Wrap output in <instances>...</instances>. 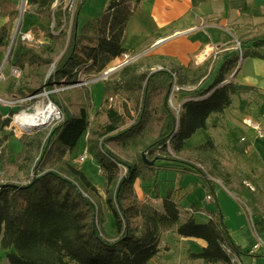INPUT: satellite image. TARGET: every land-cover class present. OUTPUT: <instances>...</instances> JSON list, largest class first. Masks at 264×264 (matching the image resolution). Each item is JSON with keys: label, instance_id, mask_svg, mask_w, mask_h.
<instances>
[{"label": "trees", "instance_id": "16d2710c", "mask_svg": "<svg viewBox=\"0 0 264 264\" xmlns=\"http://www.w3.org/2000/svg\"><path fill=\"white\" fill-rule=\"evenodd\" d=\"M85 1L78 4L69 25L70 11L59 3L53 8L55 0H27L33 8L28 18L33 17L29 28L34 39L24 42L19 33L7 57L10 68L25 70L10 88L34 99L46 92L63 114L49 131L22 134L11 161L6 160V147L0 149V168L6 165L9 170L0 175V250L9 264H149L165 246L160 237L169 232L205 242L190 254L200 264H241L243 256L263 258L264 253L232 239L217 205L205 210V222H197L192 212L184 210L177 189L165 184L162 191L158 180L161 170L194 174L215 197L212 176L200 161L216 151L213 139L191 147L189 153L198 157L186 152L184 142L198 129H207L208 120L230 106L232 95L252 90L227 78L238 52L220 55L215 69L208 59L196 67L152 72L150 57L143 56L104 79L102 98L90 118L89 88L71 85L80 71L99 74L123 52H130L123 47L124 32L138 0H107L99 16L79 24L77 15ZM17 14L14 0H0V16L5 18L0 25V59ZM42 35L48 40L37 43ZM236 42L244 57L264 58V22L238 35ZM52 65L53 73H48ZM143 66L147 70L142 71ZM208 69L209 74L215 70L213 80L200 87ZM173 73L180 86L198 85L178 113L167 101ZM112 96L130 101L131 109L138 112L134 122L128 124V115L112 103ZM8 122V118L1 121L0 128ZM84 135L88 154L104 177L103 202L114 218L113 234L103 228L102 196L82 165L73 161L72 152ZM137 183L143 184V197ZM239 192L254 199L248 187Z\"/></svg>", "mask_w": 264, "mask_h": 264}, {"label": "crops", "instance_id": "0c3cea01", "mask_svg": "<svg viewBox=\"0 0 264 264\" xmlns=\"http://www.w3.org/2000/svg\"><path fill=\"white\" fill-rule=\"evenodd\" d=\"M136 1L131 0V3ZM4 21L5 18L0 16V25ZM130 21L133 24L132 30L140 37L136 42V50L141 48L142 53L148 52L147 56L150 57V60H157L155 66L161 65L158 64L160 63L158 61L165 59V61L170 60L175 64V66L171 65L173 69L178 66L196 67L209 59L215 69L222 59L220 55L225 52H237L238 35L247 32L248 28L264 22V0H138L136 9L126 24L124 39ZM123 47L126 48L124 45ZM126 49L135 53L134 47ZM115 60L114 64L119 62L120 56ZM248 60L256 65L253 74L242 72ZM164 63L165 66L170 67L168 63ZM214 71L209 74L208 69V73L198 82V85L200 87L209 85L213 80ZM227 78L252 87V90L248 92L232 95V100L235 95L242 94L245 102V115L239 122L243 124L244 118H250L253 122L258 123L264 131V111H260V108L264 106V62L258 58H248V56L242 55L240 60L237 59L236 66ZM198 85L181 86V93L177 95L176 104L181 105L183 101L192 97L191 90ZM232 100L230 106L224 109L221 115H214L208 120V128L219 126L217 125L219 120H225L226 144L235 151L236 147L230 138L231 129L227 122L230 117L236 116L237 112ZM252 130L247 131V135L241 136L240 141L245 143L243 152L249 153L251 157L254 156L264 175V138H259L257 132ZM172 172L174 171L168 170L167 176L170 177L168 174L173 176ZM174 173L176 175L184 174ZM165 179L168 178L165 177ZM176 196L180 201L185 198V195L176 194ZM183 202L185 201H181L184 210L190 213L187 203ZM225 222L232 239L237 244L251 251L264 253V246L257 248L254 246L255 235H260L264 239V218L257 215L254 226L249 223L248 219L249 227L240 229L235 235L234 230H231L228 224L230 222L228 220ZM160 244L166 247L164 246L157 255L152 257L149 264H200L198 259L192 260L190 254L198 252L205 242L201 239L181 238L174 232H169L160 237ZM3 256L0 264H9L5 254ZM263 258L256 261L264 264Z\"/></svg>", "mask_w": 264, "mask_h": 264}, {"label": "rangeland", "instance_id": "374dc122", "mask_svg": "<svg viewBox=\"0 0 264 264\" xmlns=\"http://www.w3.org/2000/svg\"><path fill=\"white\" fill-rule=\"evenodd\" d=\"M14 1L18 5V14L13 21V28L10 35V40L11 37L13 36L15 22L19 16V13L21 16V20L11 47L16 42V38L18 37L20 31L22 32L30 31L29 22L30 20L33 19L32 16H30V19L28 18V12L33 9L31 6L26 4L21 14L20 0H14ZM80 2L81 0L79 1V3ZM58 3L61 4V6L64 8V6L67 4V0H58V2L54 3L52 7L55 8V6L58 5ZM106 5H107V0L85 1L83 4L80 5L79 8V12L77 15L78 23L81 24L86 18L99 16L106 8ZM77 7L78 5L76 6L75 9L67 8L70 11L69 25H71L72 20L75 19V12ZM63 19L64 22H66L65 18ZM40 23L49 24L51 27H53L54 25V22L53 21L51 22V20L50 21L41 20ZM132 28H133V24H131L130 21L129 26H127L128 29L127 35L125 39H123V45L126 48L134 47L133 50L135 53L141 52V48L137 50L135 48L136 42H138L140 37L132 30ZM32 39H34V36ZM31 40H22V41L32 43L30 42ZM47 40L48 39L42 35L37 39V43H42ZM7 50L8 47L5 50L4 54L2 55L3 58L0 59V69L2 74V80L0 81V96L7 101L5 103H0V124L1 121H3L6 118L9 119V117H11L15 112L27 108H29V111L32 112L35 107L37 106L41 107L42 105H45L48 101H50L46 92H42L37 99H34L32 98V96H23V94H19L10 88L12 83L14 82L13 80H17L19 78L20 80L22 79L25 70L23 69L21 75L19 76H14V74H12L11 68L6 62L7 59L3 63ZM147 53L148 52L142 53L136 60L131 61L127 64L139 62L143 56H147ZM248 58L251 57L248 56ZM253 58L261 59L262 62H264V58H260V57H253ZM121 60L122 59H120V61ZM162 60L163 61H158L160 62L158 64L161 65H156V66L154 64L155 62H157V60L154 59L150 61L148 60L152 65V67L149 68V71L152 72L167 67L165 66L164 62L170 65V67L168 68H171V65L175 66V64L172 63L170 60H166V61L165 59ZM115 62L116 60L112 63V66L115 65L114 64ZM53 69L54 66L52 65L48 73H53ZM118 69L112 71V73L108 75V77H111ZM141 70L145 71L147 69L145 68V66H143ZM255 70H256V65L254 64V62L248 60L245 66L243 67L242 72L245 74H253ZM99 75H101V73L99 74H94L91 72L83 73V71H80V74L76 79V82L72 83L71 85L73 87L84 86L89 88V93L91 96V104H92V106L89 108L90 118H92L93 112L95 108L99 105L100 100L102 98L104 78L95 80L96 77H98ZM78 83H82V84H78ZM56 89H54V91H56ZM180 93L181 90L175 93L176 99H177V95ZM175 96L173 97V99L176 101ZM232 102L234 108L237 109V112H236V116L230 117V120L227 122L229 124L228 126L231 129L230 138L233 142V145L236 147L235 151L232 150L233 148L231 149L230 145L226 144L227 142L226 137H224L225 136L224 130L226 127L225 120L222 121L219 120V123H217V125L219 126H212L207 129H198L184 142V149L189 155H191L192 152L189 153L191 146L203 144L210 138L213 139L216 151H210L209 157L205 156L204 158H200L201 159L200 161L204 166V168L206 169V171L210 172L212 176V182L215 184V192H214L215 197H213L212 195L213 198L211 199V201H207L205 199L206 195L210 193L207 192V187L205 185L204 180H202L201 178H199L194 174L192 175V174L179 173L176 175L174 172H178V171H174L172 172V174L174 175L172 176L171 174H168L170 176L168 177L167 171L161 170L159 173L158 180L161 183L160 186L162 191L165 188V184H166L174 187V190L175 188L179 190L176 193L177 195H183V196L185 195V198L181 201H185L187 203L190 212H192L193 214L194 220H196L197 222H205L208 218L205 210L214 209L216 208L217 205L224 216V220L225 221L228 220V222H230L228 224L230 226V229L234 230L233 232L235 235L238 231H240V229L249 227L248 216H247V213L249 211L253 215L255 221L257 219V215L264 218V175L260 170L258 161L257 160L255 161L254 156L251 157L249 153L243 152V147L245 146V143L240 141V137L247 135V131L251 130L248 126H245L241 122H239V120H241V118L245 115V111H244L245 102H244V98L242 97V94L235 95ZM112 103H114L122 113L128 115L126 116L128 124L134 122L138 112L137 110L134 111L131 109L130 101H128L125 97L112 96ZM173 111L175 112L174 109ZM260 111L261 112L264 111V106L260 108ZM42 128H46L44 129L45 131L50 130L49 126ZM85 137L86 136L84 135L79 139L78 149L72 152V155H74L73 161H76L82 165V169L84 173L89 178V180L96 186L99 194L102 196L100 209L102 210L105 218V223H103V228L105 229L106 232L112 234L115 231V223H114L113 215L109 212V210L106 208L105 203L103 202L104 177L100 172L99 166L89 154L84 162H80L77 159V154L79 153V151L84 147H86L87 149V146L85 144ZM0 140L3 141V144H1L2 146L0 145V149L6 147V152H7L6 160L11 161L13 159L14 153L18 151V148L20 147V142L18 138L13 135V132L10 131L8 125L4 126L3 128H0ZM191 156L198 157L197 154ZM214 165H216V167H214ZM7 173H9V170L6 165L4 166V170L0 168V175L2 174L7 175ZM1 177H3V175ZM165 177H167L168 179H165ZM0 181L2 180L0 179ZM142 186H143L142 183L141 186L138 185V183L136 186V189L140 197H143V193H144ZM179 186H181L182 188ZM246 187H248L253 192L252 196L254 199L252 201H250L245 194L239 192L240 189H246ZM96 209L97 208L95 207V211ZM3 252L4 251L0 250V260L1 258L4 257L3 255L5 253L3 254ZM256 259H257L256 257L250 258L243 256L240 262L241 264H246L252 261L255 262ZM257 262L260 263V261Z\"/></svg>", "mask_w": 264, "mask_h": 264}, {"label": "built area", "instance_id": "2783aa9c", "mask_svg": "<svg viewBox=\"0 0 264 264\" xmlns=\"http://www.w3.org/2000/svg\"><path fill=\"white\" fill-rule=\"evenodd\" d=\"M80 0H67V4L64 6L65 8L68 9H75L76 6L78 5ZM58 0H55L54 3H57ZM27 4V0H20V11L21 8ZM54 5V4H53ZM20 38L21 40H31L33 38L32 33L29 32H19ZM237 52H238V59L240 60L242 58V53H241V48L239 47V44L237 43ZM142 54V52H136V53H131V52H123L120 55V59H122L119 63H116L113 66L107 67L106 69H104L101 73V75H99L98 77H96L95 80L97 79H105L109 74L112 73V71L122 67L123 65L136 60L140 55ZM11 72L12 74H14V76H19L21 75L22 71L12 67L11 68ZM173 83L171 85L169 94H168V104L170 105V107H172L176 113H178L180 106L181 105H177L175 104V100L173 99V97L175 96V93L179 90H181V86L177 84L176 82V77L173 73ZM2 80V74H1V69H0V81ZM78 84H82V83H78ZM176 99V96H175ZM7 102L5 99H3L0 96V103H5ZM43 107H51V110L48 113L44 112V108ZM36 114L35 119H31V118H24L22 117V114L24 113H30V114ZM63 119V114L61 112V110L58 108V106L56 104H54L51 100L48 101L45 105H42L41 107L37 106L33 109V111H29V108L27 109H22L21 111L15 112L11 117H9V123L8 128L10 129V131L13 132V135L16 136L17 138H19L22 134H29L32 133L38 129H46V128H42V127H48L49 129H51L55 124H57L59 121H61ZM243 124L245 126L250 127L251 129L255 130L257 132V135L259 138H264V131L263 129L260 127V125L256 122H253L250 118H244L243 119ZM243 139V138H242ZM88 157V151L86 149V147L82 148L79 153L77 154V159L80 162H84ZM205 199L207 201H211L212 196L210 194H207ZM248 219H249V223L251 225L254 226L255 223V219L253 218V215L251 214V212L249 211L247 213ZM256 237V245L255 247H261L264 246V240L261 238L260 235H255ZM227 250V248H225ZM235 257V256H234ZM234 260H236L235 262H237V258H233Z\"/></svg>", "mask_w": 264, "mask_h": 264}, {"label": "water", "instance_id": "95a60500", "mask_svg": "<svg viewBox=\"0 0 264 264\" xmlns=\"http://www.w3.org/2000/svg\"><path fill=\"white\" fill-rule=\"evenodd\" d=\"M20 20H21V16H20V13H19V16H18V18L16 19V22H15L14 33H13V36L11 37V40H10V43H9V46H8V50H7L6 55H5V57H4L3 63L6 61V59H7V57H8L9 51H10V49H11V45H12V43H13V40H14L15 35H16V32H17L18 27H19V25H20ZM235 73H236V71L234 72V74H235Z\"/></svg>", "mask_w": 264, "mask_h": 264}, {"label": "bare ground", "instance_id": "6f19581e", "mask_svg": "<svg viewBox=\"0 0 264 264\" xmlns=\"http://www.w3.org/2000/svg\"><path fill=\"white\" fill-rule=\"evenodd\" d=\"M22 11H23V7L21 8V14H22ZM241 53H242V50H241ZM44 108V112L45 113H48L50 110H51V107H43ZM36 113L35 114H30V113H24L22 114V117L28 119V118H31V119H35V116H36Z\"/></svg>", "mask_w": 264, "mask_h": 264}]
</instances>
